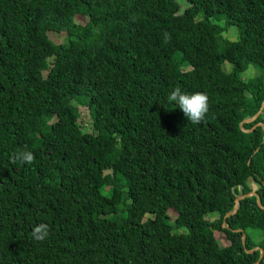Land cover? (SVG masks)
Returning <instances> with one entry per match:
<instances>
[{"label":"trees","instance_id":"1","mask_svg":"<svg viewBox=\"0 0 264 264\" xmlns=\"http://www.w3.org/2000/svg\"><path fill=\"white\" fill-rule=\"evenodd\" d=\"M186 1L0 0V264L258 262L257 196L227 214L264 206V109L241 128L264 102V0ZM177 85L207 94L201 123Z\"/></svg>","mask_w":264,"mask_h":264},{"label":"clouds","instance_id":"2","mask_svg":"<svg viewBox=\"0 0 264 264\" xmlns=\"http://www.w3.org/2000/svg\"><path fill=\"white\" fill-rule=\"evenodd\" d=\"M169 103H175L179 107L188 121L192 124H199L204 119L208 112V96L206 93L197 91L193 93L185 92L179 85L175 86L167 96ZM35 160V155L31 150L23 149L14 153L11 157V162L32 164ZM50 226L47 223H39L32 229V238L36 241H44L48 238Z\"/></svg>","mask_w":264,"mask_h":264},{"label":"rangeland","instance_id":"3","mask_svg":"<svg viewBox=\"0 0 264 264\" xmlns=\"http://www.w3.org/2000/svg\"><path fill=\"white\" fill-rule=\"evenodd\" d=\"M177 2L179 3V5L184 8L187 6L188 2L186 0H177ZM77 20L79 22H81V24H84L85 22V18L82 17V16H78L77 17ZM225 37L229 38L230 40H237L239 38V32H238V29L237 27H231L228 31H226L224 33ZM50 37H52V40L54 42H57V43H61L64 41L65 37H66V34L65 33H50ZM225 66H226V69L229 70L230 69V64L228 62L225 63ZM44 74L46 75L47 74V71L44 72ZM257 74V71L253 68H250L248 69V71L244 74V76L246 78H250V77H253ZM80 109V112L82 113V120L85 121V126H86V130L89 129V131L91 132L92 131V128L90 127V124H89V112H88V109L87 107H84V106H80L79 107ZM264 124V123H263ZM252 187L254 189L257 188V184H255L254 182H250ZM178 216V213L173 210V209H170L169 210V217H170V220L171 221H174ZM211 219H215L217 218L219 215L218 214H214V215H209ZM215 236L218 240V243H219V246L220 247H226L230 244V241L227 239L226 235L222 232H219V231H215ZM263 234L261 233H257L255 236H254V240H256L257 242L260 241V238L262 237Z\"/></svg>","mask_w":264,"mask_h":264},{"label":"water","instance_id":"4","mask_svg":"<svg viewBox=\"0 0 264 264\" xmlns=\"http://www.w3.org/2000/svg\"><path fill=\"white\" fill-rule=\"evenodd\" d=\"M263 109H264V102H263V104H262L260 110L257 112V114H256L255 116H253L252 118H249V119H245V120H243V121L241 122V128H242V124H243V123H251V122H254V121L258 118V116L260 115V113L263 111ZM257 126H262V128H264V124H263V123H257V124L251 129V130H248L247 132H251V131H253ZM242 130L246 131V130L243 129V128H242ZM252 195L257 196V202H258V205L264 209V206L261 205V202H260V199H259L258 195L256 194V192L252 191V192H250V193L243 194V195L237 197L236 200H235V205H234V209H233V211L230 212V213H228L227 216L236 213L237 210H238V208H239V205H240L242 199H244V198H246V197H249V196H252ZM245 238H246V235H243V239H244V240H245ZM244 244H245V243H244ZM256 250H260V251H261L260 258H259L258 262L256 263V264H258V263L263 259V257H264V250L261 249L260 247H255V248L252 249V250H247V252L252 253V252H254V251H256Z\"/></svg>","mask_w":264,"mask_h":264}]
</instances>
